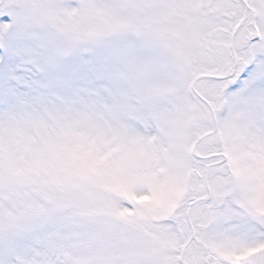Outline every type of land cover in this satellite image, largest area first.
Returning <instances> with one entry per match:
<instances>
[{"label":"snow or ice","instance_id":"snow-or-ice-1","mask_svg":"<svg viewBox=\"0 0 264 264\" xmlns=\"http://www.w3.org/2000/svg\"><path fill=\"white\" fill-rule=\"evenodd\" d=\"M0 264H264V0H0Z\"/></svg>","mask_w":264,"mask_h":264}]
</instances>
